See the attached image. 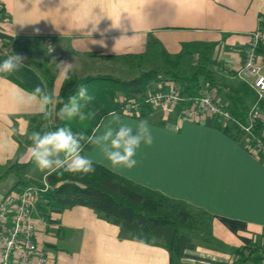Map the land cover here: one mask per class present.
<instances>
[{"label": "crops", "instance_id": "obj_1", "mask_svg": "<svg viewBox=\"0 0 264 264\" xmlns=\"http://www.w3.org/2000/svg\"><path fill=\"white\" fill-rule=\"evenodd\" d=\"M0 9L4 14L0 62L10 54L35 64L51 58L54 100L66 64H71L70 73L79 83L95 79L85 86L94 96L91 107L100 108L103 93L109 90L102 78L110 77L111 70L141 69L144 62L150 65L156 58L168 66L179 57L180 74L198 66L211 73L214 82L205 81L204 88L211 87L220 105L241 111L255 103V95L235 72L243 62L248 36L264 19V0H0ZM119 55L135 58L127 63L106 58ZM188 55L191 65L181 73ZM259 55L264 65V42ZM11 77L15 81L0 74V180L13 175L14 183L0 192V198L16 185L45 183L51 188L54 172L36 169L28 143L30 124L43 114L35 104L20 105L12 99L13 94L24 96L37 86L47 93L46 84L33 65H24ZM227 93L240 101L232 104ZM122 94H117V101ZM54 106H49L51 115L41 128L54 131ZM154 109L147 120L152 145L141 146L133 169L111 172L209 221V236L204 231L195 235L198 239L192 236L181 264H233L237 250L264 247V160L224 133L212 118L193 123L175 109L173 115V108ZM260 109L264 121V103ZM109 114L96 129L111 124ZM120 117L129 124L140 121L130 115ZM84 154L108 169L93 147ZM34 218L49 264H169L160 241L124 231L92 209L59 210L40 204Z\"/></svg>", "mask_w": 264, "mask_h": 264}, {"label": "trees", "instance_id": "obj_2", "mask_svg": "<svg viewBox=\"0 0 264 264\" xmlns=\"http://www.w3.org/2000/svg\"><path fill=\"white\" fill-rule=\"evenodd\" d=\"M0 13H2V9H0ZM259 52H261V45L258 49ZM106 58L120 63H127L133 60L135 56L119 55ZM178 64L179 57L174 61L168 62L170 69L165 72L149 70L142 72L138 77L130 81L103 77L102 79L114 83L116 88H109V90L104 91V101L98 104L101 107H92V112L95 114L92 127L87 131L78 132L79 135L91 136L101 118L108 113L115 112L120 115H127L122 109L124 102L133 101L137 105L138 115L133 116L136 119H150L155 109L152 105L145 103L144 98L152 84H157L160 90L165 92L175 87L178 88L182 99L180 109L196 106L201 96L205 92H210L211 87L204 88V86L205 81L208 84L214 82L211 73L206 70L205 66H198L188 74H180L178 72ZM24 65H33L38 69L46 84L47 94L52 96L55 78L52 71L53 60L49 58L42 64H35L25 58ZM2 75L14 80L11 75ZM70 75L71 79L63 82L57 96V98L65 101L68 97L75 95L81 85L95 80L87 79L83 83H79L72 73ZM118 93H123V103L116 100ZM227 98L232 101V104L240 101L230 93H227ZM107 101L109 102L108 106H103L106 105ZM263 103L264 101L259 103L260 108ZM60 107L61 105L58 104L54 106L55 126L53 130L62 127L65 122V120H61L57 116ZM248 110H231L233 122L239 120L244 123ZM47 119L48 117L42 115L32 121L28 134L29 144H32L29 139L31 133H44L41 126ZM215 124L224 133L243 143L246 150L250 153H252L251 150L254 147L253 138L257 139L263 128V123L257 122L253 125L251 133L244 135L239 132L237 125L231 127L230 124L223 127L219 120H216ZM251 134L254 136L252 137ZM91 148L90 144H85L86 150ZM256 157L264 160V153H259ZM24 166L28 168L29 165ZM52 176L51 188L43 196L44 206L49 209L59 210H67L76 206L92 209L104 219L120 226L124 231L140 232L142 235H147L160 241L168 252L169 264H181L184 249L190 243L192 236L201 233V231H204L206 236H209L210 225L204 215H193L183 204L172 201L160 193L136 185L98 164H95V172L86 176L70 174L63 170L54 171ZM263 252L264 247L257 245L237 250L233 255V264L244 263L247 260H251L253 264H264Z\"/></svg>", "mask_w": 264, "mask_h": 264}, {"label": "built area", "instance_id": "obj_3", "mask_svg": "<svg viewBox=\"0 0 264 264\" xmlns=\"http://www.w3.org/2000/svg\"><path fill=\"white\" fill-rule=\"evenodd\" d=\"M263 42L264 19L260 18L258 28L248 36L243 50V62L235 72L236 78L255 95V103L249 108L244 123L239 120L233 122L231 110L223 108L210 92H205L196 106L180 109L182 99L179 89L175 87L165 92L158 87L145 94V103L154 108H173L188 122L201 123L207 117L215 122L221 121L223 127L237 125L239 132L244 135L251 133L255 123L262 122V131L257 139L253 138L254 147L251 152L255 156L264 153V121L259 107V103L264 101V65L258 53ZM119 102L123 103L124 98ZM124 103L122 109L127 115H138L137 105L133 101ZM49 190L50 186L45 183L43 186H18L0 198V264H49L48 254L38 240V226L34 218L35 208L44 205L43 196ZM240 264L253 262L247 260Z\"/></svg>", "mask_w": 264, "mask_h": 264}, {"label": "clouds", "instance_id": "obj_4", "mask_svg": "<svg viewBox=\"0 0 264 264\" xmlns=\"http://www.w3.org/2000/svg\"><path fill=\"white\" fill-rule=\"evenodd\" d=\"M4 41H0L2 45ZM24 57L19 54H10L0 62V74L11 75L24 67ZM64 64V63H63ZM68 65L61 73L60 78L70 80ZM15 103L25 106L35 104L38 111L45 117L51 115L49 106L61 105L57 116L61 120H71L78 117L85 118L83 108L94 100L88 88L81 85L77 93L64 99H53L41 87H35L24 96L13 94ZM112 122L101 131L91 136L75 134L70 127H60L54 131L41 134L33 132L29 136L32 141L31 157L36 166L42 171L63 170L70 174L86 176L95 172V161L84 154L85 144H90L97 150L105 165L114 173L121 170H131L137 165V153L141 146H151L154 140L151 125L147 120H140L134 124L122 120L115 112L109 114ZM83 142V143H82Z\"/></svg>", "mask_w": 264, "mask_h": 264}, {"label": "rangeland", "instance_id": "obj_5", "mask_svg": "<svg viewBox=\"0 0 264 264\" xmlns=\"http://www.w3.org/2000/svg\"><path fill=\"white\" fill-rule=\"evenodd\" d=\"M1 14H2L1 16L3 18L4 14L3 13H1ZM189 57H190V55H188L187 58L185 60H183L182 67L179 70L181 73H187L188 72L186 66L188 65V68H189V65H191V60H192ZM196 59H197V57H196ZM141 66H142L141 69L136 68V67H132V68H127L126 71H122V72H119V73L115 72L114 70H111L110 73H108V74H109L110 78H112V79H115V78L119 79L120 78L119 79L120 81H130V80L138 77L142 72H144V71H146L148 69H153V70H157V71H160V72H165V71L170 69L169 66H166L162 62V60L159 59V58L153 59L152 63H150V65L147 64V62H144V64H142ZM104 83L106 84L105 88H110V89H115L116 88V85L114 83H111L110 81L104 82ZM157 86H158L157 84H152L149 87V89L147 90V92H149L151 90H155L157 88ZM88 92H89V94H91L92 93L91 89L88 90ZM92 103L93 102L87 104L83 108V112H84V115H85V118L83 120L79 119L78 117L73 118L71 120H65L64 125L62 127H70L72 129V131L75 134H78V135H79V133H76V132L87 131L89 128H91L92 127V123L95 120V114L92 112V107H91ZM170 112H173V115H176V114H174V112H175L174 109L172 111H170ZM42 129H43L44 133L50 132L49 130H46L44 127ZM36 169L38 170L39 168L36 166ZM13 179H14L13 175H8L4 179H1L0 180V192L8 190V189L11 188L12 184L14 183ZM18 186L19 185H16L14 188H16ZM14 188H12L10 191H12ZM193 238L194 239H198L195 236H193Z\"/></svg>", "mask_w": 264, "mask_h": 264}]
</instances>
